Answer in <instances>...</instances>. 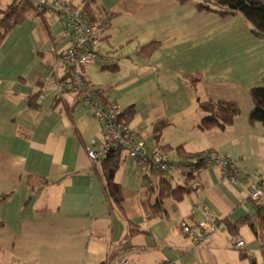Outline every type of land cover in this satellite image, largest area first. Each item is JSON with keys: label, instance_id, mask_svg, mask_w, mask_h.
Returning a JSON list of instances; mask_svg holds the SVG:
<instances>
[{"label": "crops", "instance_id": "1", "mask_svg": "<svg viewBox=\"0 0 264 264\" xmlns=\"http://www.w3.org/2000/svg\"><path fill=\"white\" fill-rule=\"evenodd\" d=\"M95 6L99 14H113L100 25L101 50L85 67L86 77L105 89L107 101L134 106L129 126L147 145L161 147L168 162H181L177 146L228 156L241 170L240 181L205 166L182 199L163 198V216L149 219L160 178L123 152L115 174L122 201L111 204L86 154L92 140L102 141L100 125L73 96L56 90L70 34L50 14L28 16L0 44V264H101L112 253V264H264L255 237L246 238L248 226L234 233L226 227L254 215L263 202L251 200L248 187L254 172L264 174V125L249 120V89L264 76V40L241 14L223 19L197 11L192 0H97ZM151 41L157 49L138 55ZM194 74L201 76L195 85L188 78ZM207 99L236 103L232 125L198 127V104ZM161 120L157 134L154 124ZM29 176L47 183L31 189ZM178 183L175 177L172 184ZM197 203L221 222L201 245L180 228ZM131 226L139 231L127 237ZM233 237L244 245L234 246Z\"/></svg>", "mask_w": 264, "mask_h": 264}, {"label": "built area", "instance_id": "2", "mask_svg": "<svg viewBox=\"0 0 264 264\" xmlns=\"http://www.w3.org/2000/svg\"><path fill=\"white\" fill-rule=\"evenodd\" d=\"M37 12L50 14L57 18L69 32L71 43L59 56L60 76L56 83L59 96L71 95L84 106L100 125L102 141L92 140L86 146V154L91 162H97L105 154L119 146L126 158L139 168H152L158 177L173 182L197 179L205 166H218L223 176L230 182L240 181L241 170L228 156L215 153L205 155L199 166L176 165L165 159V152L157 145H147L137 133L122 119L123 107L107 101L105 89L86 77L85 67L94 61L101 50L102 28L89 21L87 11L70 0H29ZM255 182L248 187L249 198L260 202L264 196V174L254 172ZM200 215L197 216L196 214ZM191 217L180 222L181 232L193 243L201 245L219 232L221 222L204 204H193ZM234 246L244 245L243 240L233 237ZM116 264H127L119 260ZM169 264H175L173 262Z\"/></svg>", "mask_w": 264, "mask_h": 264}, {"label": "trees", "instance_id": "3", "mask_svg": "<svg viewBox=\"0 0 264 264\" xmlns=\"http://www.w3.org/2000/svg\"><path fill=\"white\" fill-rule=\"evenodd\" d=\"M178 3H185L191 0H176ZM195 9L200 12H214L221 18H229L241 14L249 23L253 34L264 40V0H192ZM97 0H82L81 6L87 11L89 21L97 25H102L106 18L113 13L96 11ZM37 12L34 5L29 0H10L7 4L0 6V44L6 35L28 16H43ZM158 47V42L151 41L142 45L138 50L141 57H149ZM190 82L195 85L201 80L200 74L188 76ZM249 95L253 102V107L249 114L250 122H260L264 125V76L262 83L249 89ZM36 94L29 100L31 105H35ZM203 115L198 123L201 130H211L214 128L224 130L233 123L235 116L239 114V108L235 102L228 100L207 99L198 104ZM134 114V106L130 105L124 109L122 119L128 123ZM165 125L164 121H157L154 124V131L157 134ZM166 148V146L164 147ZM181 156V162L178 165L199 166L204 163L206 156L210 152L189 153L183 150L181 146L176 147ZM123 151L119 146H115L112 151L101 157L96 163L92 162L93 170L100 176L103 184L104 193L111 204L120 207L122 195L119 183L115 180V174L122 166ZM153 172L152 168H148ZM28 185L35 188L47 183L44 178L29 176ZM190 180L173 185L172 182L160 179L158 183V194L155 203L147 210V218L153 219L163 216L162 199L172 196L178 200L191 190ZM148 185V191H154V187ZM242 226H248L255 237L261 256L264 259V201L257 204L254 215L245 216L235 221L227 223L226 227L230 233L238 231ZM134 227H129L127 237L138 232ZM116 254L112 253L101 264H112ZM241 257H248L246 253L241 252Z\"/></svg>", "mask_w": 264, "mask_h": 264}, {"label": "rangeland", "instance_id": "4", "mask_svg": "<svg viewBox=\"0 0 264 264\" xmlns=\"http://www.w3.org/2000/svg\"><path fill=\"white\" fill-rule=\"evenodd\" d=\"M88 116V115H87ZM247 230V234H246V238H253L254 239V236H253V234H252V232L250 231V230H248V229H246ZM258 254H259V256H261V254H260V252L258 251ZM262 257V256H261Z\"/></svg>", "mask_w": 264, "mask_h": 264}]
</instances>
